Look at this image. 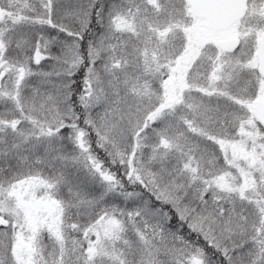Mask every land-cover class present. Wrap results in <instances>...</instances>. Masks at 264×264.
Masks as SVG:
<instances>
[{
    "label": "snow or ice",
    "instance_id": "1",
    "mask_svg": "<svg viewBox=\"0 0 264 264\" xmlns=\"http://www.w3.org/2000/svg\"><path fill=\"white\" fill-rule=\"evenodd\" d=\"M0 264H264V0H0Z\"/></svg>",
    "mask_w": 264,
    "mask_h": 264
}]
</instances>
